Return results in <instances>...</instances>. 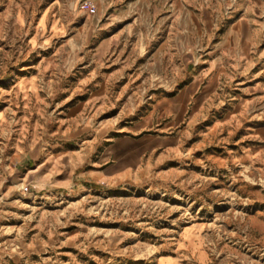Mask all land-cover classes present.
I'll return each mask as SVG.
<instances>
[{
	"label": "rangeland",
	"instance_id": "374dc122",
	"mask_svg": "<svg viewBox=\"0 0 264 264\" xmlns=\"http://www.w3.org/2000/svg\"><path fill=\"white\" fill-rule=\"evenodd\" d=\"M0 164V264H264V0H0Z\"/></svg>",
	"mask_w": 264,
	"mask_h": 264
},
{
	"label": "bare ground",
	"instance_id": "6f19581e",
	"mask_svg": "<svg viewBox=\"0 0 264 264\" xmlns=\"http://www.w3.org/2000/svg\"><path fill=\"white\" fill-rule=\"evenodd\" d=\"M29 84H30V86H32L33 85V80H31L30 82L25 83L20 88L22 90L26 91V89H27ZM37 150H38V148L35 147L33 149V152L36 153ZM191 235H192L191 232H187L186 233V237L190 238L189 239V244H190V247H191V251L193 253H195V255H197V258H198V263H196V264H207L208 255H207L206 249L203 247L202 242H201V240L199 238L192 237ZM158 264H180V263L178 262L177 259H175L172 256H161L158 259Z\"/></svg>",
	"mask_w": 264,
	"mask_h": 264
},
{
	"label": "crops",
	"instance_id": "0c3cea01",
	"mask_svg": "<svg viewBox=\"0 0 264 264\" xmlns=\"http://www.w3.org/2000/svg\"><path fill=\"white\" fill-rule=\"evenodd\" d=\"M8 171L5 169L3 164H0V190L3 188L5 182L7 181Z\"/></svg>",
	"mask_w": 264,
	"mask_h": 264
}]
</instances>
